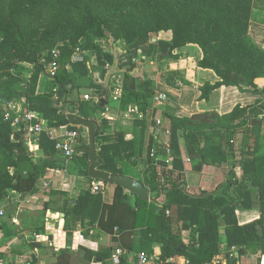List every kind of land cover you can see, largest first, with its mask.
<instances>
[{
  "label": "trees",
  "instance_id": "trees-1",
  "mask_svg": "<svg viewBox=\"0 0 264 264\" xmlns=\"http://www.w3.org/2000/svg\"><path fill=\"white\" fill-rule=\"evenodd\" d=\"M253 2L0 0V202L8 201L14 193H38L43 175L47 173L43 164L31 157L26 133L14 130L11 122L5 119L11 102L26 98L29 111L39 115V119H34L33 123L44 119L49 130H59L69 125L67 114L73 113L99 123L96 143L104 136L106 107L101 108L97 100L90 103L94 110L91 115L85 105L87 103H78V108H72L76 102L69 98L81 86L75 83L76 70L69 72L68 67L76 65L71 63V57L77 49L83 50L84 43L92 44L96 57L93 69L100 71L103 77L114 64L112 51L115 52V46L119 43L124 46L125 53L119 57V69L129 66L130 70L122 75V110L136 105L145 114L156 93L152 80L144 82L143 92L137 91L136 78L131 72L137 67L135 60L139 52L150 61L157 57L160 61L178 60L176 51L187 46H197L201 50L197 67L212 71L217 77L215 83L206 82L200 87V100H209L211 94L222 87H236L241 92L252 91L264 96V90H259L256 85L257 79H264V49L250 36ZM161 32H171L172 39L159 49V41L151 45L149 37L152 33L158 35ZM54 48L58 49L61 60L56 77L48 78L54 87L60 88L58 99L53 91L36 94L40 75L45 74L41 60L45 56L50 58V51ZM143 63L145 60H140L139 64ZM25 65L34 68L29 80L24 79ZM83 67L87 74L86 67ZM165 83L175 87L173 80L167 79ZM89 86L96 89L97 96L103 90L101 85L92 83ZM62 94L65 97L59 104ZM63 104L68 106L67 112L63 111ZM164 116L170 123L168 129L174 157L173 169H166L165 163L156 162L159 156L166 158L164 145H158L156 155L151 157L153 145L148 143L149 133L144 119L136 121L137 136L133 141L127 142L122 133H117L114 135L115 144L100 150V157L105 161L103 170L123 176H129V172L123 169V164L117 166L115 161L118 160L114 159L122 144L128 146L129 158H149L151 169L143 181L149 192L155 195L150 202L136 197L137 207L134 208L126 197V190L116 186L112 204L103 205L100 229L109 233L116 229L131 233L146 228L152 233L157 228L162 249L157 259L159 262L173 264L170 260L186 257L189 264H213L221 255L219 220L222 217L229 249L238 248L243 256L248 253V248L262 245L264 253L263 222L253 220L240 226L234 220L239 207L237 199L227 193L231 187H236L237 193L242 196L248 190L247 180L264 189V155L247 158L248 155H255L261 147L259 139L264 136V99L248 107L238 105L224 116L215 113L198 114L191 118H179L169 113ZM239 133L244 135V139L256 138V144L255 149L246 152V157L239 161L241 166L248 164L252 169L238 180L234 173L236 150L233 142ZM180 139L195 171L230 162L234 165L225 184L224 194L227 198L216 197L214 193H203L201 196L187 193ZM39 144L47 152L56 151L55 143L44 133L39 136ZM76 152L77 157L80 154L87 161L83 174L88 177L89 146L85 145L82 135L76 141ZM156 165L165 169L160 170ZM159 198L164 201L157 206ZM263 202L264 199L261 200L262 206ZM169 206L177 207V217L171 219L167 216ZM214 206L219 207L220 213ZM70 208L71 212L67 211L65 215L75 214L74 205ZM193 219L196 221L195 224L191 222L195 225L193 234L186 242L180 224ZM233 257V254H224L227 264H234Z\"/></svg>",
  "mask_w": 264,
  "mask_h": 264
},
{
  "label": "crops",
  "instance_id": "crops-1",
  "mask_svg": "<svg viewBox=\"0 0 264 264\" xmlns=\"http://www.w3.org/2000/svg\"><path fill=\"white\" fill-rule=\"evenodd\" d=\"M161 34L162 32L158 34V41ZM170 34L169 41L172 39V33ZM250 36L259 47L264 49V24L258 21L255 23L251 19ZM190 47L187 46L181 49L182 51H176V53L181 54V57L170 64L163 63V66L172 71H185L184 73L191 83L183 85L179 89L178 86L180 85L177 87H171L166 84L160 86L156 82L155 96L150 101L145 114L141 113L136 105H130L127 110H122L121 96L118 101L108 104L109 111H105L104 113V119L107 122L104 125L105 133L99 139V142H97L98 154L105 146L115 144L116 139L114 135L117 133H122L127 142L133 141L137 136L135 129L137 120L144 119L146 121L149 133L148 143L153 145V148H151L152 157V151L156 153L158 145H170L171 137H167L169 134L166 132L168 127L170 129V123L165 118V113L173 114L179 118H191L194 115L203 113H217L220 116H224L230 114L238 105L248 107L264 99L263 95L254 94L252 91L241 92L236 87H222L214 91L209 100H200V87L206 82L215 83L217 77L215 74H211L212 71L197 67H195V71L191 69L186 70V64L188 63L186 54ZM83 51L87 52L89 57H91L92 65L87 67L84 64H73L75 66L68 67V70L69 72L76 70L74 72L76 84H85L87 86L84 92H79L80 88H76L69 98L76 102L72 105V108H78V103H87L85 105L90 109L88 113L92 115L94 110H92V104L90 103L96 100L99 101L98 98L102 92L98 93L97 96L95 93L96 89L89 85L92 83L101 85L105 77L101 75L100 71H94L93 69V65L96 63L94 61L96 58L95 54L91 51ZM139 54L140 58H142V53L139 52ZM182 54L185 55L182 56ZM200 58L201 55H198L197 60H200ZM135 62H137V67L133 70V74L135 73L136 88L138 92H143L145 89L144 82L146 80L157 81L159 76L147 78L146 67L139 64L140 60H135ZM83 65L86 67L87 74ZM150 65L154 66L155 62L151 61ZM25 67L29 71L26 72L27 76H25L26 74L24 75V79L29 80L33 75L34 68L27 65ZM121 76H114V79L115 77L121 78ZM86 79L87 81H85ZM114 79L113 81L111 79L110 90L112 89ZM256 85L259 90H264V79H257ZM49 88H51L50 91H48ZM51 91L55 93V98L58 99L60 88L54 87L52 81L45 74L40 75L36 94L42 95ZM77 91L79 95H76ZM87 95L91 96L92 99L86 100L85 96ZM160 95L163 96L162 100H158ZM14 102L21 107V110L19 109L21 113L29 111L26 98L23 97ZM61 106L64 108L63 111H68L67 105L63 104ZM33 114L39 119L37 113L33 112ZM69 114L73 113H68L67 116ZM39 122H43L45 128L43 133L46 135L50 132L54 136L60 137L66 130H78L84 136L85 145L89 146V140L86 138L87 130L82 127L73 128L75 126H72L69 122V125L59 130H49L47 122L44 119H40ZM159 123H162V125L158 126ZM37 139H39V136L26 134L27 145L34 150L33 153H30L31 157L35 162L43 164L47 173L43 175L38 193L30 195L14 193L8 201L2 202L5 206V216L0 218V235L2 236L0 238V264H115L113 256L118 248L128 251L126 255L121 257L120 264H136V254L140 252L146 253L159 262L157 259L160 257L162 249L159 244L157 228H154L152 233L146 228L131 233L123 232L119 229H116L113 233H109L100 229L99 222L102 216L103 205L112 204L116 186L108 184L104 188L103 194H94L91 191V185L94 181H91L92 179L89 176L86 177L83 174L87 161L82 155L79 154L78 157L75 156L72 159H68L58 151L53 153L47 152L40 147L39 141H36ZM259 140L261 147L258 152L255 155H248L247 158L252 159L254 156L264 155V136ZM233 144L236 150L234 173L239 180L245 172L249 173L252 169L248 164L241 166L239 161L246 157L244 156L246 152L255 149L256 138L244 139V135L239 133L235 137ZM180 145L187 193L191 196L214 193L216 197L227 198V195L224 194L225 184L228 182L229 172L233 169L234 165H231L230 162L222 166H205L202 171H195L190 163L182 139H180ZM128 152V146L122 144L121 148L114 155V159L118 160L115 163L117 166L123 164V169L129 172L130 177L144 183L145 174L151 169L150 159L146 157H134L131 159ZM103 162L105 164L104 160ZM156 162L158 164H166V158L159 156ZM103 166L100 168L102 171H104ZM156 166L160 170L165 169V167H161L160 165ZM166 169H173V161ZM246 185L248 186V190L242 196L237 193L236 187H231V190L227 192L228 195L237 199L239 205L235 211L234 220L240 226L249 221L261 220L264 226V206L261 204V200L264 199V189L261 190L260 187L254 185L250 180L246 181ZM126 195L130 204L136 208L137 196L128 191H126ZM153 197L155 195L150 193L148 202ZM163 201V198H159L157 206L163 203ZM72 205H74L75 214L65 215V212H71L70 206ZM6 207H10V213L7 212ZM214 208L220 213L219 207L214 206ZM167 216L171 219L177 217V207H167ZM193 220H185L180 224L182 236L186 242L193 234L192 228L195 225H192L191 222L193 224L196 223L195 219ZM219 221H221L219 243L222 249L220 250L221 255L217 256L213 264H227L224 260V254L226 253L234 255V264H263V262H260L264 258L262 245L248 248V253L243 256L240 255L238 248L229 249L222 217ZM47 226L62 230V234H55L53 236L54 232L47 230ZM262 234H264L263 231ZM197 236H199L198 233ZM22 258L24 262L21 261ZM170 262L173 264H189L186 257H177L172 259V261L170 260Z\"/></svg>",
  "mask_w": 264,
  "mask_h": 264
},
{
  "label": "built area",
  "instance_id": "built-area-1",
  "mask_svg": "<svg viewBox=\"0 0 264 264\" xmlns=\"http://www.w3.org/2000/svg\"><path fill=\"white\" fill-rule=\"evenodd\" d=\"M51 57L45 56L42 58L41 63L44 65L45 75L49 78H55L58 72L59 63L61 60L60 53L58 49L54 48L50 51ZM91 57L87 54V52L77 49L76 52L71 57V63L72 64H84L87 67H90L92 65ZM96 61V58L94 59ZM114 77H112L113 81ZM122 93V80L121 78L114 79V82L112 84V89L109 97L108 104L111 102H116L120 99ZM86 100L92 99L91 96L87 95L85 96ZM163 96L160 95L158 100H162ZM21 107L17 105L15 102H11L8 105V110L5 113V119L7 121L11 122V126L16 131L23 130L26 134H30L33 136H40L43 131H45L43 122H39L37 124L33 123L34 119H37V116H35L32 112L26 111L24 113H21L20 110ZM18 111V112H16ZM109 111V105L106 106V110ZM17 113V114H16ZM15 115V116H14ZM14 116V117H13ZM159 125L161 126L162 123ZM167 134H170L169 130H166ZM48 133V132H47ZM81 132L78 130H66L64 131L60 137L54 136L52 133H48L49 138L55 143V149L59 153H61L65 158L72 159L77 155L76 152V141L81 136ZM37 142L39 139L36 140ZM165 151H166V164H171L174 157H173V151L170 147V145H165ZM30 153H33L34 150L32 147H29ZM156 153L152 151V157H154ZM167 165V166H168ZM46 186V185H45ZM106 187V184L104 182L100 181H94L91 185V191L94 194H103L104 188ZM5 216V206L0 202V218H3ZM47 230L53 231V236L62 234V230L53 229L50 226H47ZM2 236L0 235V238ZM127 250L123 248H118L115 251V254L113 256V262L115 264H120L121 257L123 255L127 254ZM22 262H24L23 258L21 259ZM136 264H165L164 262H157L155 259L148 256L146 253H137L136 254Z\"/></svg>",
  "mask_w": 264,
  "mask_h": 264
},
{
  "label": "water",
  "instance_id": "water-1",
  "mask_svg": "<svg viewBox=\"0 0 264 264\" xmlns=\"http://www.w3.org/2000/svg\"><path fill=\"white\" fill-rule=\"evenodd\" d=\"M149 43L151 45H156L158 43V35L156 33H152L150 35ZM112 53L114 55V64L108 71V74L105 77L104 82L101 84L103 91L98 98L99 99L98 102L101 108H105L108 105V101L111 93L110 90L111 78L119 74H125L126 72H128V70L126 69H122V70L119 69L120 58L116 55L114 51H112ZM131 75H133V72H131ZM68 121L72 126L82 127L87 130L86 138L89 140V162H90L89 177L93 181H100L110 185L120 186L124 190L130 192L131 194L136 195L139 199L143 201H149L150 192L143 182L130 176L110 174L106 171L100 170V168L104 165V162L100 158L97 150L96 141L100 131V126L97 121L85 120L73 114L68 115Z\"/></svg>",
  "mask_w": 264,
  "mask_h": 264
},
{
  "label": "rangeland",
  "instance_id": "rangeland-1",
  "mask_svg": "<svg viewBox=\"0 0 264 264\" xmlns=\"http://www.w3.org/2000/svg\"><path fill=\"white\" fill-rule=\"evenodd\" d=\"M252 21L253 22H261L262 24H264V0H254L253 2V12H252ZM171 32H162V34L159 36V44L157 45L159 49H162L164 46L163 44L165 42H168L169 41V38H170V34ZM82 49L83 50H86V51H94V48L92 46V44H86L84 43L82 45ZM108 50V48H107ZM188 53L186 54V59L188 61V63L186 64L187 68L186 70L188 69H191L192 71L194 70L195 71V67H197V62H198V55H201V50L197 47V46H191L190 49H188ZM182 51V50H181ZM180 51V52H181ZM115 53L118 57H121L124 53H125V49H124V46L122 45V43H119L118 45L115 46ZM178 54V53H177ZM140 55V54H139ZM137 56V59L136 60H145V63L141 64L143 67H146V71H147V78L148 77H155V76H159V79L157 81H154L155 83L158 82L161 85L163 84H166L165 82L168 80H173L175 82V87H177L178 85V88H182L183 85H185L186 83H191L188 79H187V76L186 74L184 73L185 71L183 70H179V71H172L170 70L169 68H165L163 66V63H167V64H170L171 62H174V61H177V60H163L160 61L157 57V59L153 60V62H155V65L154 66H151L150 65V60L147 59L146 57H143L142 55V58H140V56ZM185 54H182V56H184ZM179 57H181V54H179ZM140 58V59H139ZM161 64V65H159ZM198 68V67H197ZM126 70H130L129 69V66L125 68ZM34 70V69H33ZM29 70H25L24 72V75L26 74V72H28ZM134 72V71H132ZM211 74H214L213 72ZM28 74H26L25 76H27ZM119 75H123V74H119ZM117 75V76H119ZM135 77V73L132 75ZM121 80H122V76H121ZM87 81V79L85 80ZM167 85V84H166ZM80 90L79 92H84V89L86 88L87 85L85 84H80ZM51 88L48 89V91H50ZM162 92V90H160ZM76 95H79L78 91L76 92ZM65 95L62 94L61 96V101L59 102V104L62 103L63 99H64ZM217 114V113H215ZM167 137H171L170 134L167 136ZM33 207V206H32ZM10 207H6L7 209V212L10 213ZM34 208V207H33ZM13 215V214H12ZM11 218V217H9ZM261 260V259H260ZM261 263L263 262L264 264V258H262V260L260 261Z\"/></svg>",
  "mask_w": 264,
  "mask_h": 264
}]
</instances>
